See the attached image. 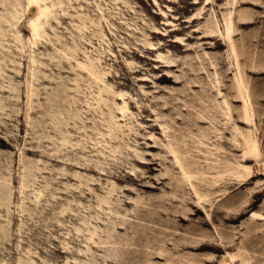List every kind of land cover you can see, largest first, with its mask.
I'll list each match as a JSON object with an SVG mask.
<instances>
[{"label": "rangeland", "instance_id": "obj_1", "mask_svg": "<svg viewBox=\"0 0 264 264\" xmlns=\"http://www.w3.org/2000/svg\"><path fill=\"white\" fill-rule=\"evenodd\" d=\"M227 1L63 0L68 13L58 9L57 20L45 26V38L33 46L27 0H0V188L1 195L9 194L0 206V264H225L224 255L241 246L250 263L264 264L262 166L248 161L255 170L250 180H230L220 186L227 188L224 194L210 195L201 206L163 144L168 138L161 125L170 122L175 134L186 135L188 157L204 164L188 134L209 122H199L188 106L198 107L197 100L207 97L221 101L223 94L233 107L242 104L231 98L226 40L202 36L212 16L222 28ZM238 1L237 11L251 22L238 25L234 38L248 52L240 60L264 153V70L250 69L246 59H264V0ZM96 2L111 24L102 22L104 40L90 34L96 26L84 30L89 38L81 39L76 15L98 18ZM193 17L201 18L192 22ZM54 34L62 43L77 44L74 58L55 51L61 43ZM145 39L155 49L144 45ZM214 41L221 46L210 47ZM32 49L41 62L35 78ZM83 50L99 55L107 70L116 95L104 93L106 104L96 103L97 88L76 67V60L87 61ZM159 52L175 62L165 66ZM211 58L222 77L220 96L208 85ZM123 100L124 115L118 109ZM110 113L121 125L112 138ZM220 129L223 150L232 151L226 141L231 132ZM210 139L212 146L216 137ZM258 212L255 221L251 217Z\"/></svg>", "mask_w": 264, "mask_h": 264}, {"label": "bare ground", "instance_id": "obj_2", "mask_svg": "<svg viewBox=\"0 0 264 264\" xmlns=\"http://www.w3.org/2000/svg\"><path fill=\"white\" fill-rule=\"evenodd\" d=\"M237 2L239 1H227V6L229 8L222 12V28L216 17L212 16L207 19V21L203 24L204 34L202 36L213 38L219 35L226 40L228 46L227 58L230 66L233 67L229 90L231 91V98L233 101H241V106L239 108L233 107L227 94H223L221 101L217 100V98L207 97V101L202 99L197 100L200 104L198 107L195 103L188 106V108L194 110V115L199 122H204V120L209 122L208 126H197L196 132L190 130L188 134L189 137L193 138L196 150L203 155L204 164L199 161V157H188L189 148L186 147V135L175 134V130L170 122H166L161 125L168 138L167 143L163 144L167 152L170 154L172 161L179 169L178 172L182 180L185 181L192 189L196 198V203L201 206H203L202 204L205 202H210V195L216 192H222V194H224L227 188L224 187L221 189L220 186L227 184L230 180H235L241 184H245L244 181L248 179L250 180V178L253 177V171L255 170L254 166L248 164L247 162L252 159L256 160V162L262 166V171H258H260L259 173L261 175H264V153L261 149L260 136H258L257 131L258 129L255 120L256 109L252 101L251 90L246 84L247 76L243 67L244 64L240 60V56L244 54L248 55V52L246 51V46L243 45L242 42L239 43L234 38V35L238 30V25H246L251 21L247 20L248 15L240 9L237 11L235 7ZM96 7L100 15L96 19H93L90 16L84 17L85 14L76 15L80 22L74 24V27L79 33V38L88 39L89 37H87L84 30L90 29V26H96V28L92 27L90 34L92 36H98L104 40L103 37L105 36V33L102 30V22L104 21V23L108 26L111 23L106 18L100 3L96 2ZM26 9L31 13L29 19V29L30 42L33 46H35L37 42H40L42 38H45L47 35L45 26L50 25V19L57 20L58 9H60L62 13H68L64 7L63 0H27ZM201 9H198L195 14L199 15ZM16 14L17 11L11 13V15L15 18L17 17ZM199 18L201 17H193L192 22ZM54 35L56 40L61 43V47L55 48V51L66 59L68 54H71L70 58H74L73 56L77 53V50H80L77 44L74 43L73 46H69L61 42L60 36L57 34ZM176 37L180 40L178 42L176 41L177 43H183L184 40L180 36ZM143 44L147 45L149 49H155V45L149 39H145ZM220 46L221 43L214 41L210 47L218 48ZM106 49L108 52H111L110 48ZM31 52V77L35 78L38 71L37 63L41 64V62H38L36 59L34 49H32ZM83 53L87 61L76 60V67L85 73L86 78L84 79L86 82H88V84L92 87L97 88V93L94 97L96 103L104 102L106 104L107 98L103 97L104 93H112L113 95H116V93L111 89L112 86L109 87L107 84V70L100 67L101 57L99 55H97V57L90 56L85 50H83ZM208 55L209 54L207 52L204 53V56ZM156 57L158 60L164 62L165 66H170L175 62L172 56L164 55L160 52L156 55ZM198 59H200L199 56ZM246 59L249 62L248 67L250 69L256 70V67L260 66L262 67L261 70H264V59H261L258 63L254 62L251 55L249 56V59ZM129 63L130 62H128V64ZM210 65L213 66L214 70L212 72L206 70L207 77L209 78L208 85L211 89L216 91L217 95L220 96L222 94L221 86L223 85V82L222 77H220V73L216 68L217 60H210ZM79 76L80 75H78V77ZM78 77L74 79V81H77ZM176 78L179 77L176 76ZM162 79H165V77H162ZM29 91L30 95H34L32 84L29 87ZM127 107L126 102L123 100L122 105L118 107V109L122 112V115L128 111ZM233 112L237 113L236 119L234 118ZM220 116L225 118V122L222 124L219 120ZM238 122L248 125L247 128H241L238 125ZM109 123L107 136L112 138V136L116 133V130L121 129V125L111 113L109 115ZM217 124L221 125L220 128H223L224 130L228 129L231 132V137L226 139V141L232 145L233 150L241 152L239 156L235 155V153L232 152L233 150L228 152L226 149L223 150L225 138ZM212 132L215 133V135H211ZM60 133L63 135V131H60ZM99 134L103 136L105 133L99 132ZM212 136L216 137V143H212V146H209L207 142H210V138ZM119 138L120 137H118V139ZM62 141L65 142L67 140L64 137L62 138ZM1 189L2 188H0V206L6 205L9 200L8 191H4L1 195ZM260 215L261 213L258 212L252 215L251 218L256 221L259 219ZM257 228L259 227H256V229ZM245 251L246 247L241 246L238 253H226L224 255L225 264H236L235 260L237 259H239L238 264H252L250 263L249 258L245 256Z\"/></svg>", "mask_w": 264, "mask_h": 264}]
</instances>
